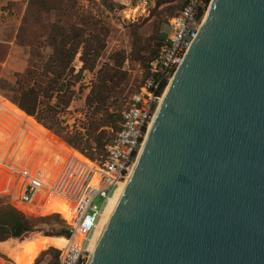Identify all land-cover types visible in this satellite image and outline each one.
<instances>
[{
  "label": "water",
  "instance_id": "obj_1",
  "mask_svg": "<svg viewBox=\"0 0 264 264\" xmlns=\"http://www.w3.org/2000/svg\"><path fill=\"white\" fill-rule=\"evenodd\" d=\"M86 264H264V0H212Z\"/></svg>",
  "mask_w": 264,
  "mask_h": 264
},
{
  "label": "rangeland",
  "instance_id": "obj_2",
  "mask_svg": "<svg viewBox=\"0 0 264 264\" xmlns=\"http://www.w3.org/2000/svg\"><path fill=\"white\" fill-rule=\"evenodd\" d=\"M183 1L148 0L150 6L145 14L140 13L141 8L135 12L137 18L132 19L130 7L138 0H29L19 24L2 30V36L10 37L13 42L0 47V94L6 98L3 105L6 110L10 108L8 111L13 110L23 117L27 126L40 130V124L44 126L49 130L47 135L59 144H67L73 138L82 143L79 150L87 158H99L119 126L122 110L147 76L149 60L159 52L167 36L168 20L180 10ZM127 14L128 18L125 17ZM58 26L67 32L74 26L80 27L83 37L89 40L98 38L103 43L93 70L82 68L80 48L63 76L57 77L59 68L48 71L46 63L53 53V30ZM115 64H122L125 74L119 75L118 85L109 93L107 106L89 108L86 98L97 83L99 71L104 74L108 72V66ZM23 88L33 89L38 97V110L31 118L19 113L15 104ZM112 111L118 117H110L109 112ZM50 143L53 145L54 142L47 145ZM62 148L87 160L77 150L65 145ZM60 153L58 151L56 156ZM58 161H55V166ZM118 188L103 207L96 226L98 232L89 244V252L105 223ZM95 198L93 204L101 208L104 199L100 196ZM0 201L8 203L4 197ZM42 209V213H60L66 220H70L74 211L72 206L60 200L45 202ZM46 215L33 220V231L9 241L19 242L45 235V244L33 264H57L60 246L66 238L63 219L57 214ZM19 261L30 263L31 258L25 256ZM0 264L13 263L0 251Z\"/></svg>",
  "mask_w": 264,
  "mask_h": 264
},
{
  "label": "built area",
  "instance_id": "obj_3",
  "mask_svg": "<svg viewBox=\"0 0 264 264\" xmlns=\"http://www.w3.org/2000/svg\"><path fill=\"white\" fill-rule=\"evenodd\" d=\"M211 1L186 0L168 20L167 36L157 56L149 62L148 76L122 110L120 128L97 159H89L74 148L85 160L64 150L59 142L35 145L37 133L26 125L23 117L8 111L11 110L8 106L6 110L3 105L6 98L0 94V198H7L8 205L32 219L46 214L62 218L60 213H42L43 204L53 200L63 201L74 209L70 220L62 218L67 234L57 264L87 263V244L103 207L131 173L164 91L198 34ZM148 6V0H138L130 7L132 19L137 18L135 12L141 8L140 13L145 14ZM58 151L61 153L56 156ZM97 196L104 199L101 208L93 204Z\"/></svg>",
  "mask_w": 264,
  "mask_h": 264
},
{
  "label": "trees",
  "instance_id": "obj_4",
  "mask_svg": "<svg viewBox=\"0 0 264 264\" xmlns=\"http://www.w3.org/2000/svg\"><path fill=\"white\" fill-rule=\"evenodd\" d=\"M185 2L186 0L183 1L182 6L185 4ZM53 32V53L46 63L48 71H50L51 68H59L57 77L60 78L63 76L65 71L70 67L72 60L80 48L82 54L81 60L83 62L82 68L91 70L95 68V64L101 53L100 49L103 45V43H101L98 38H96V40H89L83 37L84 35L82 33V29L77 26H74L69 32H67L64 27L58 26L55 27ZM157 53L153 55V58L156 57ZM151 60H149V62ZM147 67H149V64ZM108 68V72H105L104 74L101 73V70L99 71L97 83L93 85L89 95L86 98V105L89 108L101 109L102 107H106L109 93L113 91L116 85H118L116 81L119 79V75L125 74L122 71V64H115L108 66ZM148 74L149 72L147 71V76ZM20 94L21 96L18 99L19 101L15 102L17 109L19 113L31 118V116H34L38 110V97L35 91L30 88H23L22 93ZM109 115L113 118L118 117L115 111H112L111 113L109 112ZM120 122L117 130L120 128ZM40 127L42 130L31 127L37 133V136L35 137L38 140L37 143H34L33 138L31 139V142H33L35 145H42V143H49L51 141L57 142L55 138L49 134L47 135L49 131L48 129H46L41 124ZM95 130L97 129L95 128ZM85 143L89 148H92L90 143ZM81 144L82 143H80V141L77 142V140L70 138L67 141V144L64 142L62 145H65L73 150H79V146ZM79 151L82 152L81 150ZM33 220L36 219L27 218L14 210L10 205L0 201V251L6 257H8V259L13 264H33L36 257L41 252L40 248L43 246V244H45V235H40L32 239L25 238L19 242L9 243L11 239L16 240L24 234L33 231ZM97 232L98 231L96 228L92 237L90 238L89 244H91V242L94 240ZM64 233L67 234V231L65 230ZM89 244H87L88 249L90 246ZM25 256L31 258L30 263H23L19 261Z\"/></svg>",
  "mask_w": 264,
  "mask_h": 264
},
{
  "label": "crops",
  "instance_id": "obj_5",
  "mask_svg": "<svg viewBox=\"0 0 264 264\" xmlns=\"http://www.w3.org/2000/svg\"><path fill=\"white\" fill-rule=\"evenodd\" d=\"M29 0H0V47L4 43L12 44L10 37L4 38L2 30L8 26L16 27L22 17L23 9L27 6Z\"/></svg>",
  "mask_w": 264,
  "mask_h": 264
},
{
  "label": "bare ground",
  "instance_id": "obj_6",
  "mask_svg": "<svg viewBox=\"0 0 264 264\" xmlns=\"http://www.w3.org/2000/svg\"><path fill=\"white\" fill-rule=\"evenodd\" d=\"M150 127H151V125H150ZM149 127V128H150ZM148 131H149V129H148ZM148 131H147V133H148ZM147 133H146V136H147ZM146 136H145V138H146ZM144 141H145V139H144ZM143 141V142H144ZM142 142V147H143V143ZM142 147H141V149H142ZM141 151V150H140ZM140 153V152H139ZM129 176H130V174L126 177V179L124 180V181H122V182H120V184L118 185V190H117V192L115 193V199H114V202H113V204H112V207H111V209L108 211V213H107V216H106V219H105V223H104V225H103V227L101 228V231H100V233H99V235H98V237H97V239H96V241H95V243L93 244V248L91 249V252H89V250L87 249V252L89 253V257H91L92 256V254H93V252H94V249H95V247H96V244L98 243V240H99V237H100V235L102 234V232H103V229H104V227H105V225H106V223H107V221H108V219H109V217L111 216V214H112V212H113V210H114V208H115V206H116V204H117V201H118V199H119V197H120V193H122V191H123V189H124V187H125V184H126V182H127V180H128V178H129ZM102 198V197H101ZM95 199H97V198H95ZM99 199V198H98ZM65 241H66V238H65ZM65 241H64V243L63 244H65ZM63 244H61V246H60V249H59V253L62 251V248L64 247V245Z\"/></svg>",
  "mask_w": 264,
  "mask_h": 264
}]
</instances>
